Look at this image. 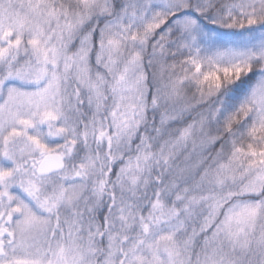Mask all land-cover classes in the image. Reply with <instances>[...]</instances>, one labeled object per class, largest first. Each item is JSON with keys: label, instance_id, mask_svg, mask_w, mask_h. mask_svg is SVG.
Segmentation results:
<instances>
[{"label": "snow or ice", "instance_id": "obj_1", "mask_svg": "<svg viewBox=\"0 0 264 264\" xmlns=\"http://www.w3.org/2000/svg\"><path fill=\"white\" fill-rule=\"evenodd\" d=\"M0 264H264V0H0Z\"/></svg>", "mask_w": 264, "mask_h": 264}]
</instances>
